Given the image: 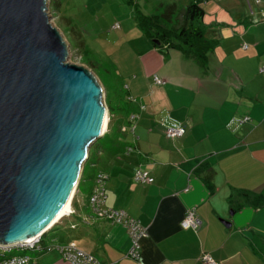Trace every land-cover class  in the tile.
Returning a JSON list of instances; mask_svg holds the SVG:
<instances>
[{"label": "crops", "instance_id": "crops-1", "mask_svg": "<svg viewBox=\"0 0 264 264\" xmlns=\"http://www.w3.org/2000/svg\"><path fill=\"white\" fill-rule=\"evenodd\" d=\"M191 2L166 0L153 11L174 5L182 18L186 7L178 8L180 3ZM202 7L206 36L217 40L208 68L179 50L163 53L140 27L126 31L132 37L125 60H116L113 76L100 81L108 123L93 144L101 157L87 171L89 150L73 214L50 227L61 230L45 237V244L73 242L102 264H202L203 254L219 264H264V205L246 203L234 211L231 202L264 194V0H205ZM155 76L164 83H156ZM132 115L137 116L133 131ZM245 116L250 120L239 122ZM113 121L117 136L108 138ZM172 125H185V135L167 138ZM138 168L154 181H135ZM99 171L108 175L107 206L147 228L140 261L127 256L126 229L91 209ZM80 191L82 206L75 207ZM190 209L202 221L198 229L181 225ZM27 253L30 264H71L55 248Z\"/></svg>", "mask_w": 264, "mask_h": 264}, {"label": "water", "instance_id": "water-1", "mask_svg": "<svg viewBox=\"0 0 264 264\" xmlns=\"http://www.w3.org/2000/svg\"><path fill=\"white\" fill-rule=\"evenodd\" d=\"M67 45L47 0H0L1 244L50 223L103 134L102 86Z\"/></svg>", "mask_w": 264, "mask_h": 264}, {"label": "rangeland", "instance_id": "rangeland-1", "mask_svg": "<svg viewBox=\"0 0 264 264\" xmlns=\"http://www.w3.org/2000/svg\"><path fill=\"white\" fill-rule=\"evenodd\" d=\"M139 1L138 3L137 0H133L129 3V0H47V14L50 22L68 44L69 55L66 61L81 64L90 69L99 83L109 80L115 72V61L125 60L128 40L132 37V33L125 35L126 31L129 27L134 30L140 29L133 15L134 4L143 14L151 15L155 12L153 9L159 8L166 0ZM188 4L180 3L178 8L183 9ZM176 18L171 21V24L179 27L182 24V18L180 16ZM116 136L115 121H113L107 137ZM89 150L90 159L85 164L87 171L91 161L101 157L98 143L91 145ZM81 199L83 195L80 191L74 202L75 207L82 206ZM66 218L67 216L55 225H61ZM65 227L71 231V223L67 222ZM51 228L50 231L47 230L46 239L61 230V226ZM13 254H19V251L8 252L7 256Z\"/></svg>", "mask_w": 264, "mask_h": 264}, {"label": "built area", "instance_id": "built-area-1", "mask_svg": "<svg viewBox=\"0 0 264 264\" xmlns=\"http://www.w3.org/2000/svg\"><path fill=\"white\" fill-rule=\"evenodd\" d=\"M259 1V0H257ZM261 72L264 73V65L261 68ZM155 81L158 84L164 83L159 77L155 76ZM136 115L130 117V126L128 127L131 131L135 128ZM241 119V120H240ZM240 122H246L250 120V117L245 116L240 118ZM123 127V131L128 129ZM186 133L185 125H172L166 128L165 135L167 138H181ZM108 175L99 171L95 178V185L92 193L89 197V204L92 211L100 218H105L111 221L113 224H118L123 226L129 234L131 245L127 252V256L140 261L141 258V245L140 241L142 238L146 237L148 234L147 228L141 224L137 219L131 218L124 210L114 209L107 206V191L105 188L106 180ZM134 180L140 183H152L154 178L150 174L141 168L136 169L134 172ZM73 214V210L70 213L64 215L69 216ZM202 224L201 219L198 217L195 209H190L186 213L184 219L181 222L183 228L186 229H198ZM47 231L34 235L25 241H14L7 244L0 243V264H30L33 259L27 253L28 251H39L43 252L51 249H58L62 258L71 264H102L95 258L92 254L86 253L78 249L75 243L66 244H45V237ZM13 250L19 251V254H13L7 256L8 252ZM202 264H219L213 257L209 254H203L200 258Z\"/></svg>", "mask_w": 264, "mask_h": 264}, {"label": "trees", "instance_id": "trees-1", "mask_svg": "<svg viewBox=\"0 0 264 264\" xmlns=\"http://www.w3.org/2000/svg\"><path fill=\"white\" fill-rule=\"evenodd\" d=\"M132 2L133 0H129V3ZM204 2L205 0H192L184 10L182 24L179 27L176 24H171V21H174L172 16L177 15L178 17L174 5L164 6L156 13L145 15L134 4L133 15L146 37L160 51L166 54L169 49L179 50L185 58L195 60L201 67L208 68L217 40L206 36V28L202 23L204 17L202 4ZM231 202L234 211L246 203L254 207H261L264 205V194L247 195L246 202L240 204H237L234 198Z\"/></svg>", "mask_w": 264, "mask_h": 264}, {"label": "bare ground", "instance_id": "bare-ground-1", "mask_svg": "<svg viewBox=\"0 0 264 264\" xmlns=\"http://www.w3.org/2000/svg\"><path fill=\"white\" fill-rule=\"evenodd\" d=\"M107 123H108V115H107V111L105 109L103 124H102V128H101V131H100L101 134L105 131V129L107 127ZM78 179H79V175H78L77 181L75 183V186H74L69 198L67 199V201L63 205V207L59 210V212L56 214V216L50 221V223L48 225H46L37 234H41V233L47 231L48 228L52 227L57 222H59L64 217L65 214L70 213L72 211V205L71 204H72V200H73V197H74V194H75V191H76V186H77V183H78Z\"/></svg>", "mask_w": 264, "mask_h": 264}]
</instances>
